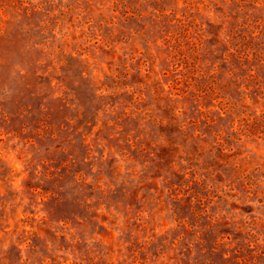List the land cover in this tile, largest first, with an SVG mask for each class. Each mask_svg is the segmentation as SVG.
I'll list each match as a JSON object with an SVG mask.
<instances>
[{"label":"rangeland","instance_id":"obj_1","mask_svg":"<svg viewBox=\"0 0 264 264\" xmlns=\"http://www.w3.org/2000/svg\"><path fill=\"white\" fill-rule=\"evenodd\" d=\"M0 264H264V0H0Z\"/></svg>","mask_w":264,"mask_h":264}]
</instances>
